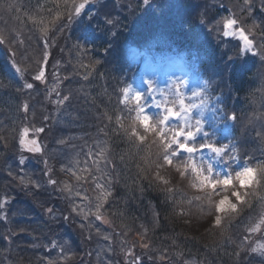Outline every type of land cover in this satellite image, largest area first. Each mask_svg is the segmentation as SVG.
Listing matches in <instances>:
<instances>
[{"label":"trees","instance_id":"obj_1","mask_svg":"<svg viewBox=\"0 0 264 264\" xmlns=\"http://www.w3.org/2000/svg\"><path fill=\"white\" fill-rule=\"evenodd\" d=\"M97 1L0 0V35L5 37V42L0 44V113L32 115L35 100L44 101V128L50 129L54 145L55 140L72 142L82 132L91 136L99 149L105 148L110 172L121 176L113 193L116 213L107 216L113 220L114 229L143 240L148 247V251L143 249L147 257L153 255L154 249L167 248L171 260L178 263L196 258L199 264H264V235L259 231L260 221L264 219L262 206L258 204L261 202L240 204V213L223 216L222 224L214 226L215 216L207 213V205H201L192 198L191 190L183 188L180 172H171L182 161L173 158L171 164H166L162 158L156 163L146 162V158L152 160L147 147L152 134H144L143 143L129 138L130 114L134 119L136 107L132 102L126 105L121 102L122 86L134 82L139 74V68L130 59L132 45L148 52L162 49L157 55L162 60L181 57L194 70L202 91L206 94L210 91L235 116L231 146L236 148L231 154L243 160L244 154L259 145L256 141L259 133L251 131L246 116L256 114L260 104L264 105L260 86L264 82V60L260 58L264 53V0L247 3L245 0H148L147 3L137 0L133 9L122 6L111 13L96 10L106 27V37L102 34L96 40L91 36L84 38L85 23L75 8L81 3L86 7ZM203 6L204 14H198L195 7ZM217 9L235 18L239 27L248 32L255 43L256 55L243 53L237 41L217 38ZM116 14L126 20L125 25L109 34V23L113 30L117 29L116 20L112 19ZM45 25L46 35L41 31ZM45 44L49 46L46 63L43 62ZM22 50L28 54L24 63L19 57ZM19 65L25 71L21 69L17 73ZM41 67L45 71L43 82L34 79ZM20 74L24 77L21 81ZM26 83H32L33 88L27 89ZM64 96L68 99L63 100ZM24 105L28 106L27 111ZM14 136L15 131L4 130L0 134V175L3 176L9 164L17 167L24 153L20 138L15 141ZM86 138L81 140L85 142ZM14 143L16 149L12 151ZM237 159L226 164L236 169ZM100 160L104 164L103 156ZM93 162L99 163V159ZM250 163L255 164L252 160ZM164 172L169 175H163ZM165 180L167 184L163 183ZM59 181H65L62 175ZM106 183L110 185L111 181ZM6 187L0 184V203L7 196ZM245 200L249 202L248 196ZM4 214V208H0V223ZM70 217L69 223L64 222L75 234V244L85 249L83 236ZM53 224L51 221V229ZM256 225L259 229L252 231ZM23 229L27 243L22 247L29 254L10 251L8 233L4 224H0V264L6 263L7 257L13 263L21 260L24 264H42L40 260L34 262L37 249L32 254L28 248L30 240L43 237L42 232L35 230L37 237L28 224ZM73 257L64 264H78L79 253ZM86 259L82 262H87Z\"/></svg>","mask_w":264,"mask_h":264},{"label":"rangeland","instance_id":"obj_2","mask_svg":"<svg viewBox=\"0 0 264 264\" xmlns=\"http://www.w3.org/2000/svg\"><path fill=\"white\" fill-rule=\"evenodd\" d=\"M136 1L137 0H99L94 5L92 4V2H90L89 5H86L88 11V18L84 19L85 27L83 29V34H88L95 40L102 34L104 37H106V27L102 22H100L101 19H97V11L101 10L102 12L111 13L112 11L114 12V10L122 8V6H125L126 8H132L133 3H135ZM191 1L193 0H190V2ZM201 1L202 0H199V2ZM175 3L178 5V1H176ZM169 5H172V3L169 2ZM195 8L198 14H204V6L202 8ZM141 9H143V6ZM219 10L220 9H217V11ZM84 12L85 11L82 9L81 13ZM215 17V21H217V25L219 27L218 32L216 34L217 38L224 39L225 36L223 35V22L226 18L231 16H229L228 13H225V11L221 9V11H219V13L215 15ZM112 19L116 20L117 29L113 30L111 28V24L109 23V34H113L114 32H116V30L121 28V25L124 26V23L126 22V20H124V18H122L119 14H116V18L112 17ZM111 23H113V20L111 21ZM235 28L236 30H239L237 25L235 26ZM226 38H233L239 40L238 36H229ZM240 43L243 46V42L241 41ZM19 57L24 63L26 62V58H28V54L25 50H22ZM133 57L143 66V70L139 73V77L142 78L144 82L141 85L131 86L130 89L133 94H140L142 96L141 103L145 106L146 113L149 116L160 118L162 116L163 108L155 107L154 101L164 100L165 97L167 98L166 105L168 107H173L175 110L179 111V103L176 97V93L178 92L179 96L184 99L185 105L192 106L189 116L193 125L196 121H200L202 125L201 130L196 133L192 140H190L191 142H193V144H190V146H192L193 148L197 147L196 140L199 139L200 135H203V133L205 132V127L203 125L204 121H201L197 116L212 119V113L204 105L193 102L195 100L192 99V92L195 91L193 89V91L191 92V90L188 91L187 89L188 87L186 86V83L189 79V77L187 76L188 72L182 65L181 61L176 59L173 62H170V64L165 67L163 75L158 76V73H156L157 67L155 66V64L152 63V61H156L155 59L151 58L153 60H150L149 55L146 57L145 53H139L137 50H134ZM18 67L20 71L21 69L25 71L23 65H19ZM23 78L24 77H22V75L20 74L19 81H21V79ZM260 86L261 91L263 93V99L261 100V102H264V82L260 83ZM122 87L124 88L125 86ZM32 106L35 110L34 114L32 115L21 113L19 116L16 114V112H7L5 114L0 113V128L2 129L0 131V134L4 130L8 132L15 131V136L13 139L17 141L20 138V134L23 128L28 127L29 135L27 139L37 140L38 144L42 148V151L40 153L35 154L23 151L24 153H21L20 157L23 156L26 159V163L23 166L17 164V167H14L13 165L9 164L6 168L7 173L3 172L5 173V176H3V174L0 175V177H2V180H0V184L7 185L6 194H4L7 196H5L4 199L1 200V203L4 205L3 208L5 214L2 217L0 224H4L7 233L10 232V244H8L10 251H12L13 249L19 251L20 253L26 252L29 254V252L26 251L25 247H22L27 243L23 236V227L27 223L31 230L36 232L35 236L38 237V231L42 232L43 235L42 238L32 239L28 242V248L31 249L30 253H35L36 249L38 251L36 253L37 255H34V262H38L40 260L39 263L49 264V260H52L53 264H64L68 260H70V258H72L76 252V247L74 246L75 243L73 241H70L71 236L73 237L72 230L67 228L65 235H68V238L65 237V235H63L61 231L57 232V230H55L53 232V230L50 228V222H56L57 220H59L62 216V213L63 218L66 215H69V206L72 201L70 200L68 193H62L58 190L56 186H52L47 183L49 175H46V178L43 177V172L45 170L44 161L47 160L48 167L52 169L51 178L59 181V177L62 175L63 180L65 179V181L72 185L73 191L79 192V195L74 197V202L81 206L89 205L93 212L95 211V204L97 203L96 197L100 195L102 191H108L109 189L111 191L112 188L111 195L107 197V200L104 202L103 207L101 208V215L104 220L108 221L107 223H104L103 220H95V217L93 215H89L87 220H82L80 216L73 214L71 215L72 218L70 217V219L73 221V223H76L75 226H78V229L84 231V234L82 235V241L85 245L92 244V238L93 242L95 240L97 242L98 240L100 241V239L103 237L102 243H99V264H119L118 260H116L114 252L112 251V248H115L114 243L119 247H129L131 250L144 247V244L142 242H134L130 236L127 237L128 234H123V230L119 231L117 229H114L113 220L111 221V219H109L107 216V213L110 215V217L111 214L116 213V203L113 201V193L115 191V185L119 184L118 179H121V176L116 174L114 171L110 172L108 164V155L107 152L104 150L105 148L102 149L104 164L101 162L100 156L102 150L98 148L100 146L95 144L94 139L91 136H87L86 134L82 135V132H80L77 134V138L74 139L72 142L60 143V141L55 140L54 145V141H51L50 129L44 128V118L42 115V107L45 106L44 101L35 100ZM259 107L260 109L257 108V113L253 114L255 115V120L253 119V115L246 116L247 123L251 125V131H253L254 133H259V137L256 138V141L259 143V145L254 150L242 156L244 160H252L255 164L254 166H251L248 164L238 163L237 168L239 167V170H242V168H244L245 166H250L254 169L264 167V113H261V109H264V105L260 104ZM133 120L134 119L132 117V114H130L131 123L133 122ZM18 122L20 123L18 124ZM180 125L181 121L179 119H176L175 117L170 118V120L168 121L169 128L179 127ZM41 127L44 129V131L41 133H36L35 129ZM137 127L138 130L143 133V130L139 128V125H137ZM243 129L244 126H242V130ZM192 130L195 131L194 126ZM85 137L87 138L84 142L81 140V138L84 139ZM11 149L12 151H15V143L11 147ZM18 150H20V148H18L16 151ZM177 152H182V154L185 156L187 155V152L180 151L179 149H177ZM31 155L35 158V160L31 157ZM191 158L193 160L195 159L193 154H191ZM98 159L99 163L93 162V160L98 161ZM38 161H40V165H37L39 164ZM205 165H207V167H211L213 174H218L220 175V177L226 176L231 173L225 167H220L221 169L219 171H216L215 165L217 164L212 162H210L209 165ZM62 168L64 169V171H61ZM85 168L88 169L87 172L83 171V169ZM97 168L101 169V171H97ZM73 171H75L77 175H81L83 179L77 181L76 178L72 175ZM10 172L11 174H9ZM171 172L178 171L174 169ZM98 173L101 174L99 175ZM164 173L165 174L163 175L165 176L169 175L168 172ZM189 174L190 173L186 172L182 176L184 180L183 188L191 190L193 192L194 197L196 195H199L200 193L197 190L191 189L186 185V178ZM28 178H31V181L37 182L39 186L31 182L28 183L27 186L20 183L21 179ZM107 181H111L110 185L106 183ZM97 182H99L101 185V188L99 189L96 188ZM60 186L62 187V184ZM109 186L111 187L108 189ZM234 186V188L229 187L228 192L224 194L228 195L229 201L231 203L237 204L239 213V205L241 203L237 201L234 196H232L231 193L233 190L239 191L242 195L245 192H248L250 194L248 195L249 202H247L246 204L249 206L255 202H261L258 204H261L260 207H262L260 208V210L264 212V199H262L264 198V179L261 180V183L259 185L254 187L246 186L245 188H240L239 184L235 181ZM216 191L218 193H221L222 190L218 188ZM253 192H255L256 195H251V193ZM213 195L215 196L216 194ZM215 197L217 198V201L219 198H221V196L217 195ZM48 208L53 209L56 217L55 219H52L51 214L47 212ZM85 210L87 211V209ZM217 210L222 209L217 206L216 210L212 211L214 216L218 214L216 213ZM220 215L226 216L223 213H221ZM64 220L65 219H61V222H64ZM65 221L69 223L67 220ZM90 222L92 224V227L89 228L87 227V225ZM82 224L85 225V227H81ZM110 225H112V229L115 231V233L110 230ZM259 231H261L263 235L264 227L262 228V224H260ZM105 236H108L109 239H105ZM119 237L120 239H118ZM53 244H55L56 247H53ZM81 249V252L84 253L86 252V250H90L91 248L90 246H86V248L84 249L83 246L81 247ZM107 249L109 251H105ZM147 249L148 247L145 248L146 251H148ZM103 251H105L106 253L101 256V253ZM167 251V248H160L152 250V253L155 257H157L158 254L160 255V257H162L160 258L159 264H176V262L171 261V257L169 256ZM82 253H80L79 257L76 259L78 264H86L82 262V259L86 257V254H84V256ZM76 256H74L73 258H75ZM133 256L134 257H132L131 259L132 262L136 260V256ZM31 263H33V261ZM184 263L190 264L187 260H185ZM6 264H12V262H9L7 260ZM16 264L24 263L23 261L19 260V262ZM138 264L151 263H148V261L140 260V263Z\"/></svg>","mask_w":264,"mask_h":264},{"label":"snow or ice","instance_id":"obj_3","mask_svg":"<svg viewBox=\"0 0 264 264\" xmlns=\"http://www.w3.org/2000/svg\"><path fill=\"white\" fill-rule=\"evenodd\" d=\"M147 2L148 0H144V3H147ZM245 2L247 3L248 0H245ZM84 7L85 5L83 3L79 4V6L75 8V12L79 14L81 9H83ZM236 25H237L236 19L232 17L226 18L223 22V29H224L223 35L225 37L238 36L239 40L243 42L242 49L245 52H251L253 55H256V52L253 50V43L249 39V35L246 34L245 29L241 27L239 30H236L235 28ZM41 31L46 35L48 31L47 25H45L44 28L41 29ZM4 42H5V37L3 35H0V44ZM48 47L49 46L47 44L44 45V49H45L44 54H43L44 63H46L48 60V52H47ZM260 58L264 60V53L260 55ZM37 63H41V61H37ZM16 71L20 72V69L17 68ZM44 77H45V71H44V68L41 67L38 70V73L34 76V79L37 81L43 82ZM24 86L27 89L33 88L32 83H26ZM122 93H123V100L121 101L122 103H126L128 100H134L136 102V106H137L136 114H135L133 121H135L136 123H139L146 134L155 133V135L166 146V153H165V156L163 157L164 163L171 164L173 162V157H176L179 155L176 149H179L180 151H183V152H187L189 154L196 151V149L190 146L187 142L194 138L196 133L201 130L202 125L200 121H196L195 124L193 125V123L190 120V116H189L192 106L185 105L184 99L179 96L178 92L176 93V97L179 103V108H180L179 111L175 110L173 107H168L166 105V100H167L166 97L164 100L154 101L155 107L163 108L162 116L158 120H155V121L152 119V117H150L146 113V109L144 105L141 103L142 96L140 94H133L131 89L128 87L123 88ZM67 99H68L67 96L63 97V100H67ZM58 103H62V101H58ZM27 107H28L27 105H24L25 111H27ZM172 117H175L176 119H179L181 121V125L179 127H172V128L168 127V121ZM232 119H235V117L233 116ZM117 123H120L119 119H117ZM193 126L195 127V131L192 130ZM121 127H123V125H121ZM43 131L44 129L42 127L35 129L36 133H41ZM125 131H128V130L126 129ZM28 135H29V128L24 127L20 134V139H19L20 148L23 151H26L28 153H34V154L40 153L42 151L41 146L38 144L37 140L35 139L28 140L27 139ZM132 137H134L137 141H140L141 143H143L145 140V136L140 135L135 130H132L129 133V138L131 139ZM60 143H64V141L61 140ZM202 147H207L217 156H222L224 155L225 150L228 146L225 145L223 147H215L212 144H206V145H203ZM170 149H171V152L169 153ZM101 156H103V150L101 151ZM189 159L192 161L194 165L196 164L194 160H192L191 158ZM25 163H26V159L23 156L20 157L18 160V164L20 166H23ZM44 164H45V173L46 175H49V179L47 183L49 185L56 186L58 190L62 193L64 192L68 193V196L70 200L72 201L69 206V215L64 217L65 220H68L71 215L75 214V215L80 216L82 220H87L89 215H93L95 217V220H103L104 223L108 222L107 220L103 219L101 215V208L103 207L104 202L107 200V197L111 195L110 189L108 191H102L101 194L96 197L97 203L95 204V211L93 212L89 205L81 206L79 204H76L74 202V197L78 196L79 192L78 191L74 192L72 185H70L67 181L60 182V181H57L56 179H52L51 178L52 169L48 167L47 160L44 161ZM197 170L202 172V174L206 177V183L212 189L213 194H216V195L219 194L216 190L218 188L221 189L220 186L226 185L228 188L229 187L234 188L235 187L234 181L239 184L240 188H245L246 186L247 187L257 186L261 183V180L264 179V167L254 169L250 166H245L244 168H242V170L236 171L234 176L230 173L223 177L214 175L211 167H208L207 170H205L203 167L199 166ZM61 171H64V169L62 168ZM83 171L87 172L88 169L85 168L83 169ZM97 171H101V169L97 168ZM178 172H180L181 176H183L186 173V171L184 172L178 171ZM248 173H251V177L246 182H241L238 179L240 176L248 174ZM9 174H11V172ZM72 175L76 178L77 181H80L81 179H83V177L81 175H77L75 171L72 172ZM30 182L37 184V186H39L37 182L31 181V178L21 179L20 181V183L24 184L25 186H27V184ZM163 183L167 184L168 182L165 180L163 181ZM61 184H62V187L60 186ZM96 188L98 189L101 188V185L99 182L96 183ZM168 191L171 192L172 189H168ZM231 194L241 204L247 203V201L243 199L242 194L239 191L233 190ZM248 195H250L248 192H245L243 194V196H248ZM251 195H256V193L253 192L251 193ZM228 201H229V198H228ZM229 205L230 206H226L223 210L216 211V213L218 214L215 216L214 226L218 227L222 224L223 217L222 215H220L221 213L225 215H231L233 213L238 212L237 204H233L229 201ZM3 207L4 205L0 203V208H3ZM85 209H87V211ZM47 212L51 214L52 219L56 218L55 213L52 208H48ZM260 224H264V219H261ZM81 227H85V225L82 224ZM87 227L89 228L92 227L91 222L87 225ZM258 228H259V225H256L255 227L252 228V231H257ZM104 238L109 239L108 236H105ZM52 246L56 247L55 244H53ZM143 246L147 247V245H143ZM253 251H256V250L253 249ZM49 264H53V261L49 260Z\"/></svg>","mask_w":264,"mask_h":264},{"label":"clouds","instance_id":"obj_4","mask_svg":"<svg viewBox=\"0 0 264 264\" xmlns=\"http://www.w3.org/2000/svg\"><path fill=\"white\" fill-rule=\"evenodd\" d=\"M137 125L141 126L139 123L133 121L129 125L130 132L132 130H135L140 135L144 136V134H146L145 131L143 130V133L139 132ZM147 147L149 149V154L152 157V160L150 161H148L146 158L147 163H156L165 156L166 146L155 135V133L152 134V138L148 143ZM199 166L200 165H198L197 163L194 165L190 159L185 162H181V164L176 165L177 171H186L190 173L186 178V185L189 188L195 189L200 193L199 195H196L192 198L199 201L201 205H207L209 215L212 213L213 210H216L217 206H219L222 210L226 206H230L228 201V195L224 194L228 192L229 188L226 185L220 186L222 191L221 193L217 194V196H221V198H219L217 201L213 195L212 189L206 183V177L202 174V172L197 170ZM250 177L251 173H248L240 176L238 179L241 182H246Z\"/></svg>","mask_w":264,"mask_h":264},{"label":"bare ground","instance_id":"obj_5","mask_svg":"<svg viewBox=\"0 0 264 264\" xmlns=\"http://www.w3.org/2000/svg\"><path fill=\"white\" fill-rule=\"evenodd\" d=\"M29 215V214H28ZM27 224V223H26ZM26 224H25V226H26ZM21 226V225H20ZM25 226H24V228H25ZM22 227V226H21ZM41 251V250H40Z\"/></svg>","mask_w":264,"mask_h":264}]
</instances>
